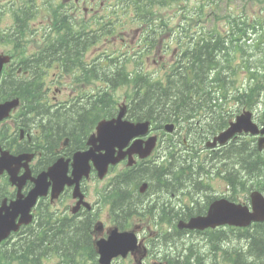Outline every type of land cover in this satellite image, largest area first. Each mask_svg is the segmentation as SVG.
Listing matches in <instances>:
<instances>
[{
    "label": "trees",
    "instance_id": "16d2710c",
    "mask_svg": "<svg viewBox=\"0 0 264 264\" xmlns=\"http://www.w3.org/2000/svg\"><path fill=\"white\" fill-rule=\"evenodd\" d=\"M204 51L200 58L205 60L203 64V67L205 68L204 72L206 71V74L211 76L212 73L208 72V69H210L215 64L213 58V49H207ZM208 59L209 61L207 62L206 60ZM181 81L182 83H178L177 86L174 87L172 79H169L168 84L164 86L160 83L148 82L146 78H142L141 83L143 85V92L139 93L142 94L141 102L144 106V112L142 114L144 117L151 118L153 113H164L165 115H168V118L175 120L174 113L180 111L181 108H185L182 104L186 100L189 102L185 92V75L181 77ZM20 89L25 88L21 87ZM195 91L198 92L197 87L195 88ZM14 93H17V89L14 90ZM19 93H23V91ZM204 98L208 100V103L211 102V96L209 94L204 95ZM73 126L75 127V125ZM52 129L56 131V126H54ZM58 137L60 136L56 135L55 139ZM45 240L44 247L43 240H37L34 237H30L22 245L18 258H28L23 259L25 260V263H28V261L31 259H36L37 261L32 264H40L42 255L49 252L60 253V251H62L65 253H70L68 255V259L72 260V263L70 264H83L82 261L77 259V255H82V248L80 246L86 241V234L84 231L80 229L75 232L74 229L72 231L63 230V234L60 235L57 240L52 238H46ZM65 243L70 245L62 246ZM255 249L258 251L256 247ZM86 251L89 252L91 249L87 248Z\"/></svg>",
    "mask_w": 264,
    "mask_h": 264
},
{
    "label": "flooded vegetation",
    "instance_id": "af4514ba",
    "mask_svg": "<svg viewBox=\"0 0 264 264\" xmlns=\"http://www.w3.org/2000/svg\"><path fill=\"white\" fill-rule=\"evenodd\" d=\"M26 3V8H27V14L30 11L31 8V0H24ZM16 3L15 1L13 2H9V0H0V25L1 23L7 22V24H10V22H12L13 26H15L16 23V15L14 13V10L16 8ZM79 6V0H75L73 2V4L71 6H67L68 8H75ZM23 10L25 11V5H23ZM7 20V21H5ZM14 27H13V31H14ZM243 139H248L250 141H252V147H254L256 145V143L258 141L261 140L260 137H242ZM24 170H21L20 172V176L24 174ZM34 174V172H33ZM163 178V176H161ZM171 181H175V180H171ZM33 183L29 180H27L22 187L21 193L23 195H27L33 188ZM171 192V189H169L168 194ZM20 193V188L18 185H14L11 184L8 180V178L5 176L0 178V211L1 209L5 208L7 205H9L12 201H14L18 195ZM142 242L145 243L146 238L145 237H141ZM140 253H142V255H146V257H144V263H147V261H151V264H172V262H174L173 259H169L166 258L164 256H160V252L159 251H155L154 253H150L148 251V248L146 247V245L144 244V246L142 247V249L140 250Z\"/></svg>",
    "mask_w": 264,
    "mask_h": 264
},
{
    "label": "rangeland",
    "instance_id": "374dc122",
    "mask_svg": "<svg viewBox=\"0 0 264 264\" xmlns=\"http://www.w3.org/2000/svg\"><path fill=\"white\" fill-rule=\"evenodd\" d=\"M175 13H176V17H179V18H177L176 23H175L177 25L178 23H180L182 21V20H180V18L182 16L180 14H178L177 8L175 10ZM168 14H172V9L169 10ZM210 18L212 19V15L210 16ZM207 25L210 27H215V23L213 22V20H210L209 23L207 22ZM149 70H154V69L150 68ZM53 263H56V262H53Z\"/></svg>",
    "mask_w": 264,
    "mask_h": 264
},
{
    "label": "bare ground",
    "instance_id": "6f19581e",
    "mask_svg": "<svg viewBox=\"0 0 264 264\" xmlns=\"http://www.w3.org/2000/svg\"><path fill=\"white\" fill-rule=\"evenodd\" d=\"M247 154H248L247 152H239L237 156H238V157L245 158V157L247 156ZM234 250H235V249L232 248V249H231V253H234ZM58 258H59V257H58ZM59 259H60V258H59Z\"/></svg>",
    "mask_w": 264,
    "mask_h": 264
},
{
    "label": "water",
    "instance_id": "95a60500",
    "mask_svg": "<svg viewBox=\"0 0 264 264\" xmlns=\"http://www.w3.org/2000/svg\"><path fill=\"white\" fill-rule=\"evenodd\" d=\"M114 240H116L117 242H119L120 238H115ZM119 248H120V245H119ZM121 248H124V245H122ZM111 249H113V250L114 249H118V247L113 246V247H111ZM104 250H106L105 253L108 252L107 249H104ZM109 250H110V248H109ZM110 252H111V250H110Z\"/></svg>",
    "mask_w": 264,
    "mask_h": 264
}]
</instances>
